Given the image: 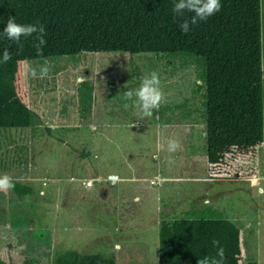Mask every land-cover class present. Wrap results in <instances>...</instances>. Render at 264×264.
<instances>
[{
  "label": "rangeland",
  "instance_id": "obj_1",
  "mask_svg": "<svg viewBox=\"0 0 264 264\" xmlns=\"http://www.w3.org/2000/svg\"><path fill=\"white\" fill-rule=\"evenodd\" d=\"M45 60L49 76L33 79L30 68ZM9 69L13 83L0 80V177L32 190H0L2 259L52 264L72 250L158 264L160 220L211 206L239 226L241 260L264 264V140L208 163L204 57L84 51ZM152 71L166 100L144 116L124 93ZM83 91H93L89 104H79Z\"/></svg>",
  "mask_w": 264,
  "mask_h": 264
},
{
  "label": "trees",
  "instance_id": "obj_2",
  "mask_svg": "<svg viewBox=\"0 0 264 264\" xmlns=\"http://www.w3.org/2000/svg\"><path fill=\"white\" fill-rule=\"evenodd\" d=\"M221 4L219 12L184 34L179 25L193 14L176 15L174 0H0V53L9 48L13 52L9 62L84 51L155 57L188 51L204 57L207 161L218 166L234 150L255 148L264 140L262 3L221 0ZM10 16L20 24L45 25L47 45L42 56L33 47L34 37H22L21 46L2 35ZM9 62L0 63V80L12 84ZM92 97L93 91L91 95L83 91L79 104H89ZM88 106H81V111ZM12 182L19 196L32 190ZM158 238V264H198L199 258L215 255L213 240L225 248V264H258L241 260L239 226L211 206L161 219ZM0 264L12 263L0 257ZM52 264H116V258L69 250Z\"/></svg>",
  "mask_w": 264,
  "mask_h": 264
},
{
  "label": "clouds",
  "instance_id": "obj_3",
  "mask_svg": "<svg viewBox=\"0 0 264 264\" xmlns=\"http://www.w3.org/2000/svg\"><path fill=\"white\" fill-rule=\"evenodd\" d=\"M222 8L221 0H174L173 12L176 15H183L185 12L192 13L190 19H185L180 25V29L184 34L189 33L192 25L198 24L200 21H206L209 17L215 15ZM2 35L10 41L21 45L22 37H34L33 47L36 49L37 55L42 56L44 48L47 45V31L45 25L40 22L35 24H20L15 17L8 18L6 27H4ZM22 46V45H21ZM13 56V52L9 48L0 53V63H8ZM50 65L47 60L44 63L30 68V75L33 79H44L49 76ZM199 83V81H197ZM124 97L128 101H132L134 106L143 113L144 116H150L153 112L159 110L161 104L165 102L166 97L161 86L159 74L152 71L145 74L141 84L136 89H129L124 93ZM127 107V105H125ZM180 148V143L176 139H168L167 150L175 152ZM15 187L12 179L4 175L0 177V190H10ZM216 248L215 255L199 258L198 264H225L226 250L219 240L212 241Z\"/></svg>",
  "mask_w": 264,
  "mask_h": 264
},
{
  "label": "crops",
  "instance_id": "obj_4",
  "mask_svg": "<svg viewBox=\"0 0 264 264\" xmlns=\"http://www.w3.org/2000/svg\"><path fill=\"white\" fill-rule=\"evenodd\" d=\"M205 135H206V132H205ZM113 175H116V174H112V175H110V177L113 176ZM117 177H118V175H117ZM111 182H112V181H111ZM241 250H242V248H241ZM242 254H243V251H242V253H241V256H242Z\"/></svg>",
  "mask_w": 264,
  "mask_h": 264
}]
</instances>
